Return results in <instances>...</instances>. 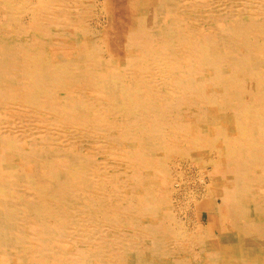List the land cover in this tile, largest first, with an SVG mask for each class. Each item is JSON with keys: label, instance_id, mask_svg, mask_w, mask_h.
<instances>
[{"label": "bare ground", "instance_id": "1", "mask_svg": "<svg viewBox=\"0 0 264 264\" xmlns=\"http://www.w3.org/2000/svg\"><path fill=\"white\" fill-rule=\"evenodd\" d=\"M195 1L0 0V264H264V0Z\"/></svg>", "mask_w": 264, "mask_h": 264}, {"label": "rangeland", "instance_id": "2", "mask_svg": "<svg viewBox=\"0 0 264 264\" xmlns=\"http://www.w3.org/2000/svg\"><path fill=\"white\" fill-rule=\"evenodd\" d=\"M199 1V0H197ZM195 1V2H197ZM206 2L210 3L209 0H205ZM191 2V1H190ZM199 3V2H197ZM242 5V9H244L245 7H247V4H244L243 2L241 3ZM213 7V4L212 5H209L207 6L208 7V10H205L206 8H204L205 6L201 4V2L197 5V10L195 13H192V11H187L186 14H188L190 16L188 22H189V25L190 27L188 29H191L192 31L193 30H198L200 28H203V29H207L208 27H214L215 24H216V21L214 19V15L215 14H212L211 13L209 14V16L207 15L206 11L209 12V10H214V9H210V7ZM194 14V16H191L192 14ZM232 13V12H231ZM188 16V17H189ZM208 16V17H207ZM195 22H194V21ZM198 22V23H197ZM212 22V23H211ZM197 23V24H195ZM194 24V25H193ZM200 27H199V26ZM210 25V26H209ZM212 25V26H211ZM204 26V27H203ZM192 27V28H191ZM198 27V28H197ZM197 28V29H196ZM198 33V31H197ZM173 162V161H172ZM174 165L172 166V170H174L175 174H177V171L179 170L178 172V175H180V178L183 177L182 182H183V187H179L178 189V192H176L175 194L172 193V212H173V215H174V219L175 221H177V223L179 224V226H176L175 227V234L172 233V236L174 238H180V237H185L186 234L192 232L194 230V228L196 226H206V223L204 222H201L200 224H198L195 220V217H194V214H193V202L194 201H200L202 199H204L205 197L208 196L207 193V184L208 182L206 181V179H202L200 178V176L198 175V171L196 169L197 166L195 165V163L193 162H190L188 164V162H184L183 160H180V161H176V159H174ZM177 165H176V164ZM192 165V166H191ZM195 167H194V166ZM178 166V167H177ZM174 168V169H173ZM183 173V174H182ZM203 182H201V181ZM185 182V183H184ZM201 182V183H200ZM204 184V185H203ZM201 185V186H200ZM206 187V188H205ZM175 188H177V186L175 185ZM182 189V190H181ZM185 189V190H184ZM204 189V190H203ZM184 191V192H183ZM177 195V196H175ZM199 195V197H198ZM196 197V198H194ZM189 200V201H188ZM177 201V202H176ZM192 201V202H191ZM184 203V204H183ZM177 205V206H176ZM181 206L182 209H179ZM186 209H184L183 207ZM189 207V208H188ZM175 209V211L173 210ZM192 209V211L190 210ZM178 213H177V212ZM182 211V212H180ZM185 212V213H184ZM178 214V215H176ZM185 214V215H184ZM183 215V216H182ZM180 218V219H179ZM185 218V219H184ZM191 220V221H190ZM183 221V222H182ZM188 222V223H187ZM183 224V225H181ZM186 224V225H185ZM193 226V230L191 229V227ZM222 227H225V226H222ZM222 227H221V230H222ZM183 228H185L186 230H184ZM189 228V230H187ZM217 228L220 230V226H217ZM183 229V230H182ZM191 230V231H190ZM228 229H226L225 231L227 232ZM186 233V234H185ZM178 259H182L183 257H180V256H177ZM199 258V259H198ZM189 261L191 260V264H204L205 261H201L200 260V256H198V254L196 253V249L194 248L192 250V254H190L189 256ZM200 262H199V261ZM199 263H198V262Z\"/></svg>", "mask_w": 264, "mask_h": 264}]
</instances>
